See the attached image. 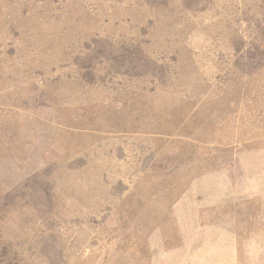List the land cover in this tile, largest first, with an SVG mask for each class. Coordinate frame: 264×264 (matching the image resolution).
<instances>
[{
	"label": "rangeland",
	"instance_id": "374dc122",
	"mask_svg": "<svg viewBox=\"0 0 264 264\" xmlns=\"http://www.w3.org/2000/svg\"><path fill=\"white\" fill-rule=\"evenodd\" d=\"M0 264H264V0H0Z\"/></svg>",
	"mask_w": 264,
	"mask_h": 264
}]
</instances>
